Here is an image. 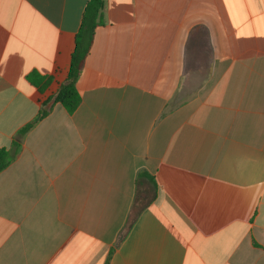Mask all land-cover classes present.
<instances>
[{"label": "crops", "instance_id": "0c3cea01", "mask_svg": "<svg viewBox=\"0 0 264 264\" xmlns=\"http://www.w3.org/2000/svg\"><path fill=\"white\" fill-rule=\"evenodd\" d=\"M0 0V264H264V0Z\"/></svg>", "mask_w": 264, "mask_h": 264}, {"label": "trees", "instance_id": "16d2710c", "mask_svg": "<svg viewBox=\"0 0 264 264\" xmlns=\"http://www.w3.org/2000/svg\"><path fill=\"white\" fill-rule=\"evenodd\" d=\"M104 0H89L83 14L82 24L75 38V48L71 56L68 75L55 94L50 98L54 103H61L67 111L72 113L80 103L77 91V81L81 75L85 60L93 45L95 31L101 22ZM43 104L37 117L20 129L12 143L11 149L0 148V172L6 169L19 154L24 136L49 113Z\"/></svg>", "mask_w": 264, "mask_h": 264}]
</instances>
